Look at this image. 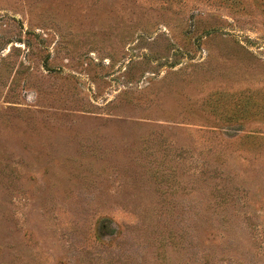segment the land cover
I'll list each match as a JSON object with an SVG mask.
<instances>
[{
    "label": "rangeland",
    "instance_id": "obj_1",
    "mask_svg": "<svg viewBox=\"0 0 264 264\" xmlns=\"http://www.w3.org/2000/svg\"><path fill=\"white\" fill-rule=\"evenodd\" d=\"M0 264H264V0H0Z\"/></svg>",
    "mask_w": 264,
    "mask_h": 264
}]
</instances>
